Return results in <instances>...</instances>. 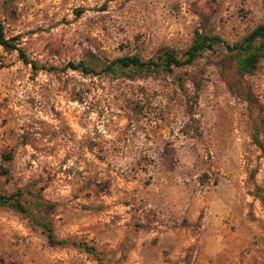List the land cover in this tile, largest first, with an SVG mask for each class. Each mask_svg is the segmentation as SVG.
<instances>
[{
  "label": "rangeland",
  "instance_id": "374dc122",
  "mask_svg": "<svg viewBox=\"0 0 264 264\" xmlns=\"http://www.w3.org/2000/svg\"><path fill=\"white\" fill-rule=\"evenodd\" d=\"M262 23L264 0H0L36 66L0 45V196L25 210L0 203V264H264V56L107 69Z\"/></svg>",
  "mask_w": 264,
  "mask_h": 264
},
{
  "label": "trees",
  "instance_id": "16d2710c",
  "mask_svg": "<svg viewBox=\"0 0 264 264\" xmlns=\"http://www.w3.org/2000/svg\"><path fill=\"white\" fill-rule=\"evenodd\" d=\"M13 40L14 38H7L5 36L3 27L0 24V45L6 49L16 50L25 64H30L33 68L36 67L34 62L28 61L22 50L15 43H13ZM215 44H221L230 51L237 50L239 54L241 53L242 55L240 54V57H238L237 60L239 70L243 73H251L257 68L261 57L264 56V23L257 25L241 40L240 43L229 45L218 36L197 34L192 44L183 52L182 58L178 57L175 52L171 50H164L161 56H159V61L152 59L142 60L140 57L135 55L124 56L113 60L110 65L107 66V69H112V66L114 65L121 68L132 67L135 69L149 70H154L157 67H160L164 72L170 73L173 68L190 65L203 52L211 50ZM69 67L71 69L81 68L82 72H88V68L83 67L82 64H78L76 66L69 64ZM16 197H19V195L16 194L9 197L0 196V203L6 204L10 202L15 206V208L24 212V208ZM43 226L47 228V238L50 244L54 245L63 243L55 242L50 228L44 224Z\"/></svg>",
  "mask_w": 264,
  "mask_h": 264
}]
</instances>
